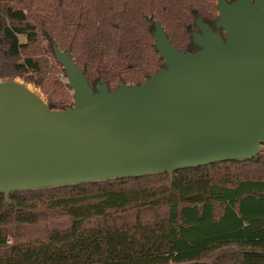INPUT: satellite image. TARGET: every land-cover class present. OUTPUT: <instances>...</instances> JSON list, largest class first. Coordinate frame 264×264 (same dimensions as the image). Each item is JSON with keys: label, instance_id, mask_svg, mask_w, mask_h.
<instances>
[{"label": "trees", "instance_id": "obj_1", "mask_svg": "<svg viewBox=\"0 0 264 264\" xmlns=\"http://www.w3.org/2000/svg\"><path fill=\"white\" fill-rule=\"evenodd\" d=\"M216 3L0 0V80L25 76L64 109L42 58L59 64L55 43L92 88L140 84L165 65L154 22L192 52L196 19L215 28ZM0 264H264V143L250 159L0 194Z\"/></svg>", "mask_w": 264, "mask_h": 264}, {"label": "water", "instance_id": "obj_2", "mask_svg": "<svg viewBox=\"0 0 264 264\" xmlns=\"http://www.w3.org/2000/svg\"><path fill=\"white\" fill-rule=\"evenodd\" d=\"M182 52L154 22L165 65L140 84L92 88L53 44L72 105L50 109L0 80V194L173 172L255 157L264 143V0H217ZM222 30L224 35L219 33ZM217 32V33H216Z\"/></svg>", "mask_w": 264, "mask_h": 264}, {"label": "rangeland", "instance_id": "obj_3", "mask_svg": "<svg viewBox=\"0 0 264 264\" xmlns=\"http://www.w3.org/2000/svg\"><path fill=\"white\" fill-rule=\"evenodd\" d=\"M213 17H217V11L213 14ZM212 29L215 31L217 30L216 28H212ZM219 33L221 34L220 30H219ZM19 40L21 42H24L25 37L19 36ZM45 45H46V42H42V47H45ZM42 58H48L47 59L48 65L52 66V68H48L47 75H48L49 79H48L47 85L49 87H52V83L57 82V84H56V86H54V88H59V90H60V93L54 95V100L57 102L63 101L65 104H67V106L72 105V103H73L72 91L69 90L67 87V82H66V78H65L63 68L59 64L58 65L54 64L53 58L47 54H43ZM13 80H17V81L23 83L25 86L32 89L38 96H40L47 103V99H46V95L44 94V91L41 88L35 86L30 81H27L25 79V76L24 77L16 76L13 78Z\"/></svg>", "mask_w": 264, "mask_h": 264}, {"label": "bare ground", "instance_id": "obj_4", "mask_svg": "<svg viewBox=\"0 0 264 264\" xmlns=\"http://www.w3.org/2000/svg\"><path fill=\"white\" fill-rule=\"evenodd\" d=\"M29 88V87H28ZM30 89V88H29ZM30 90H32V89H30Z\"/></svg>", "mask_w": 264, "mask_h": 264}]
</instances>
